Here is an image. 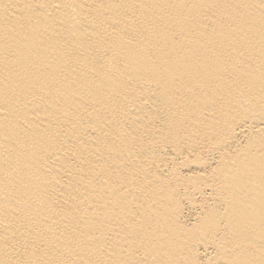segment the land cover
<instances>
[{
	"label": "bare ground",
	"instance_id": "1",
	"mask_svg": "<svg viewBox=\"0 0 264 264\" xmlns=\"http://www.w3.org/2000/svg\"><path fill=\"white\" fill-rule=\"evenodd\" d=\"M0 264H264V0H0Z\"/></svg>",
	"mask_w": 264,
	"mask_h": 264
}]
</instances>
